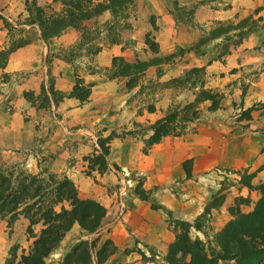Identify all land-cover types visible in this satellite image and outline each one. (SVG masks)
<instances>
[{"label":"crops","instance_id":"1","mask_svg":"<svg viewBox=\"0 0 264 264\" xmlns=\"http://www.w3.org/2000/svg\"><path fill=\"white\" fill-rule=\"evenodd\" d=\"M139 1L146 3L142 9L144 12L148 5L155 3V0ZM227 1L235 4V0ZM202 9L203 7L198 8L195 13L198 22H203L205 18L228 19L234 7L215 11ZM152 14L156 15L158 24L155 42L160 54L172 53L195 41L197 32L192 31L189 26L176 23L172 13L157 11ZM21 27L22 38L26 43L13 49L4 67L0 68V166L23 165L30 172L44 168L58 177L68 178L75 186L79 199H91L100 204L105 209V215L94 236L99 237V243L109 240L114 249L104 264H156L155 253H165L166 246L174 237L169 221L174 219L190 222L200 213L199 202L203 196L196 192L194 183L189 179H193L195 173L202 174L217 167L246 170V173L253 174L251 184L264 180V153H259L260 138L255 132H251L255 128L251 129L253 126L250 125L248 129L241 130L240 122L235 124L231 122V118L221 117L220 113L230 111L228 108L218 109L188 124L182 136L164 137L152 146L141 158L138 168L142 175V188L150 191L149 201H140L130 196L123 215L114 218L116 205L113 195L119 171L108 166L106 172L96 179V184L93 179L92 185L87 186L85 181L88 178L84 179L82 176L84 167L79 159L91 150L92 144L87 135L99 133L106 137L111 132L116 134L130 130L126 93L117 92L112 80H104L90 72L79 78L83 84L90 85L86 101L79 103L76 99L67 97L74 85L75 75L70 63L61 58L60 52L71 47L77 38V32L68 28L63 34L50 40L58 46H50V42L46 46L40 41L36 26ZM132 32L134 34L131 33V38L134 39L137 31ZM3 36L0 31V50L8 48ZM239 47L222 62L203 61L205 56H199V60L188 59L185 64L182 60L169 71H164L159 80L167 78V74L176 78L185 68L203 67L208 86L221 88L230 93L229 97L236 98L239 93L238 84L244 81L248 83L244 103L249 105L264 101V61L253 57L237 60V56L240 57L238 51L243 46ZM138 48L140 47L115 44L100 46L90 55V63L87 64H92L95 68L109 67L114 57H120L128 63L142 61L145 54L143 51L139 52L142 59L136 53ZM52 53L56 55H51ZM232 69L234 70L230 72ZM151 73V67L144 71V75ZM48 81H51L55 92L64 96L56 104L49 101L46 107H37L36 102L31 103L24 96L26 93L37 96L42 86L46 89ZM228 83V87L224 89V85ZM45 92L48 94L46 90ZM164 110L163 102L158 101L153 111H142L137 121L145 119L146 123H152L162 116ZM257 117L256 123L262 126L264 113L262 117L257 114ZM82 134L86 135L81 136ZM130 143L134 144V149L142 145L140 140L131 139L127 135L120 139L111 138L108 144L109 163L118 168L125 166L127 160L132 158L131 151L126 149V145ZM186 160H190L189 177L185 176L182 169V163ZM240 194L245 197L247 192L241 188ZM252 194L253 192L249 193L250 199ZM223 211L219 209L213 212H219L223 217ZM6 225V221L0 219V264H3L2 256L9 247L14 244L21 248L19 245L22 243L16 238V230L17 226L25 230L27 221L18 217L12 223L11 232ZM75 226L74 224L70 230ZM35 227L39 230L38 225L34 226V233Z\"/></svg>","mask_w":264,"mask_h":264},{"label":"rangeland","instance_id":"2","mask_svg":"<svg viewBox=\"0 0 264 264\" xmlns=\"http://www.w3.org/2000/svg\"><path fill=\"white\" fill-rule=\"evenodd\" d=\"M24 1L25 0H0V31H2L4 35L3 40L5 46H8V48L19 44L23 40V28L21 25H23L27 15L24 10ZM34 1L40 6H50L49 12H53V14H59L61 11L60 5L53 4L52 0ZM131 1L132 5L127 6L128 8L125 9L127 12L125 11L123 13V17L121 15L111 16L109 12H103L99 16L94 17V19L84 22L83 26L85 30L88 31L85 42L84 39L80 38V33L75 30L77 32V38L74 43L71 47L60 52L61 58L72 66L75 79H79L85 73H96L104 80L109 79L115 82V90L117 92L126 93V104L130 110L127 113L131 120L128 122L130 130L128 132L121 131L116 134L111 132V134L109 133L106 137L100 136L99 133H94L93 136L87 135V139L92 144L90 145L91 150L85 155L83 154L80 159L78 158L83 162L82 166L84 170L81 173H83L82 176L84 179H86V177L88 178V180L86 179L85 181L87 186L92 185L93 179L94 184H96V179L106 172L108 166H111L115 171H119V178L115 185L113 195L114 204L116 205L114 218H120L123 215L126 209V202L130 196L138 199L134 193L135 190L145 191L144 194L147 193L146 195L148 196L147 201L150 199V191H146L142 188V175L138 168L141 158L147 154L153 145H155H148L147 139L151 135L149 128L156 120L152 123H146L145 119L137 121V117L142 111H153L158 101L163 102L165 109L161 117L172 111H180L188 105H191L190 113L195 112L193 118H191L190 113L187 112V116L191 118V121L185 123L184 129L180 135L166 137H180L185 133L186 126L195 121L198 117L203 115L208 116L218 109L226 110L228 108L230 111L220 113L221 117L231 118V122L235 124L240 122L241 124L239 127L241 130H246L248 126L252 125L253 128L251 129H255L251 132H255L256 136L260 138L261 146L259 148V153H264V124L260 126L256 123L259 118L257 114L260 117L263 116L264 101L253 102L249 105L244 103L243 98L246 93L247 82L241 81L238 84L237 89L239 93L236 98H232L229 97L230 93H226L223 89L207 85L208 80L205 76L203 67L185 68L181 70V74L176 78H171L167 74V78L159 80L164 74V71H169L174 64L182 60V63L184 62L185 64L188 59L194 58L195 60H199V56H205V59H202L203 61L215 60L222 62L224 58L240 48L239 46L243 47L239 49L240 52L238 51L240 57L237 56V60H245L253 57L264 61V0H235V4L227 0H155L154 5H148L145 12L142 9H144L146 3L142 1L140 3L139 0ZM94 2L104 3L105 0H94ZM202 7L205 11L231 9L233 7L234 9L229 13L228 19L215 20L205 18L203 22H198L195 19V13L198 8ZM157 11H168L172 13L174 19H176V23L189 26L192 31L197 32L195 41L186 47L179 48L178 50L176 49L172 53L165 55L160 54L158 45L155 42L158 24L156 15L152 14L157 13ZM221 28H225L226 31L223 33L218 31ZM132 30L137 31V35L134 39L131 38V33L134 34ZM1 39L2 38H0V40ZM146 39L156 45V53H152L150 47L146 45ZM49 42L50 40L48 44ZM114 44L122 46H139L140 48L136 49V53L139 54V52L143 51L145 54L143 57L144 59L142 58V54H139L143 59L142 61L135 60L126 63L132 64L136 61L144 63L147 65L144 71L147 67H151V75H144L143 71L139 75L135 74L129 77H121L118 76L117 64L113 68L111 65L104 68H95L92 64H87L90 63V55L95 53L100 46H111ZM50 46H58V44L53 42ZM55 53L51 55H56ZM83 61L84 64H82ZM193 68H199L200 71L195 74L189 72L190 69ZM233 70L234 69L230 70V72ZM262 77L264 79V69L262 70ZM127 82H129V88L126 86ZM81 85L85 87L89 84H83L81 80ZM228 85L229 83L225 84L224 89H226ZM201 90L208 91L216 96L218 103L215 110H208L210 102L207 100L195 101L196 98L200 97ZM26 97L31 103L36 102L37 107H46L45 105L49 103L48 100V103L45 102V95L41 94V91L37 96L26 93ZM53 98L57 100L58 97L55 95ZM85 135L86 134H82L81 136ZM126 135L131 139L140 140L142 145H139L140 147L138 148L135 147L136 149H134V144L130 143L126 145V149L129 148L131 151L130 154L132 158L127 160L125 166L118 168L108 161L110 148L108 144L111 138L116 137L120 139L126 137ZM106 138L108 139L104 143ZM98 141H102L104 147L108 150V155L105 158L106 168L102 172H98L96 168L90 170L89 162L86 159L92 154L98 153ZM69 161L71 160L69 159ZM120 163L123 164L124 162L120 161ZM189 164L190 160H186L182 163V169L186 177L190 176L188 171L190 168ZM0 170L5 172L11 170L13 173L18 170L31 174L37 172L49 173L44 168L30 172L27 167L23 165L16 166V164L0 166ZM194 175L195 177L193 179H189L194 183L197 189L196 192L202 193L203 197L199 202L200 213L189 222L192 225H198L200 230L196 231L190 228L189 231L191 238L197 237L203 241L212 240L215 233H217L223 224L230 219L231 212H249L256 201L262 196L258 188L263 186L264 190V180L259 183L251 184L250 181L253 174L246 173V170H227L216 167L202 172V174L195 173ZM122 188L124 189V194L119 196V190ZM241 188L245 189L247 192L245 197L240 194ZM251 192H253V197L250 199L249 193ZM219 209L224 210L223 212H225V214H223V217L219 212H213ZM3 220L7 221V219ZM176 221L184 220L173 219L169 221V227H171L173 233L177 230ZM76 226L65 234L58 247L47 259L46 262L48 264H54L60 261L63 255L67 253L78 240H93L95 238L94 234L87 237L83 236L82 231ZM11 230L12 224L8 227V231L11 232ZM34 230L37 233L38 227H35ZM16 232V238L21 240L22 245H19L21 246L20 249L18 245L13 244L12 246H17L15 253L16 256H18L20 252L27 251L31 240L22 227L20 228L17 226ZM98 241L100 242L99 237ZM99 242L98 244H100ZM164 252H166V250ZM8 254L9 249L6 254L2 256L3 264H5L6 260H9ZM155 255L157 256V258H155L156 264H166L164 261L165 253L162 255L155 253Z\"/></svg>","mask_w":264,"mask_h":264},{"label":"trees","instance_id":"3","mask_svg":"<svg viewBox=\"0 0 264 264\" xmlns=\"http://www.w3.org/2000/svg\"><path fill=\"white\" fill-rule=\"evenodd\" d=\"M131 2V0H105L104 3L94 0H52L53 4H59L61 7L59 14H53L49 12L50 6H40L34 0H25L24 10L27 15L23 25L36 26L39 39L46 46L49 40L60 36L68 28L79 32L80 38L85 42L88 31L83 26L84 22L94 19L103 12L123 17L127 6L132 5ZM218 31L223 33L226 30L221 28ZM145 42L152 53H156V45L147 39ZM25 43L23 39L15 46L0 50V68L4 67L11 51ZM116 64L118 76L121 77L139 75L147 66L139 61L128 64L122 58L114 57L110 65L113 68ZM199 71V68H193L189 72L195 74ZM128 83L126 86L129 88ZM89 87L90 85L83 87L81 80L76 78L67 97L82 103L88 98ZM41 94L45 95L46 103L51 101L53 104L64 97L52 89L51 81H48L46 89L41 87ZM200 94V97L195 99L196 102L209 101V111L217 108L218 101L215 95L203 90ZM55 95L58 97L57 100L53 98ZM190 110L191 105H188L180 111H172L156 120L149 128L151 135L147 139V144H157L166 136L180 135L185 123L195 116V112L190 113ZM187 112L191 118H188ZM104 143L98 141V153L86 158L90 170L93 168L98 172L105 170L108 150ZM258 190L262 196L253 208L247 213L231 212L230 219L215 233L211 241L190 237V228L199 231L198 225L176 221L177 230L173 240L166 247L165 263L264 264L263 186ZM134 193L139 200L147 201L145 191L135 190ZM104 215L105 209L96 201L79 199L73 183L65 176L58 177L45 172L31 174L20 170L15 173L11 170L8 172L0 170V219H7V227L18 217L25 219L27 221L25 231L31 240L27 251L20 252L18 256L15 253L17 246H11L9 260H6L5 264H48L47 259L74 224L82 231L83 236L87 237L99 230ZM36 225L39 226V230L34 233L33 227ZM98 242V237L93 240H78L60 261L54 264H104L114 249L109 240H104L100 244Z\"/></svg>","mask_w":264,"mask_h":264},{"label":"built area","instance_id":"4","mask_svg":"<svg viewBox=\"0 0 264 264\" xmlns=\"http://www.w3.org/2000/svg\"><path fill=\"white\" fill-rule=\"evenodd\" d=\"M123 190H124L123 188L119 190V196H121V195L124 194V191Z\"/></svg>","mask_w":264,"mask_h":264}]
</instances>
